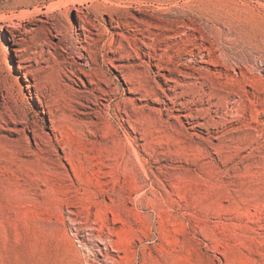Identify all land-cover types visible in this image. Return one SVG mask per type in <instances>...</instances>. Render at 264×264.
Instances as JSON below:
<instances>
[{
	"label": "rangeland",
	"instance_id": "rangeland-1",
	"mask_svg": "<svg viewBox=\"0 0 264 264\" xmlns=\"http://www.w3.org/2000/svg\"><path fill=\"white\" fill-rule=\"evenodd\" d=\"M0 264H264V0H0Z\"/></svg>",
	"mask_w": 264,
	"mask_h": 264
}]
</instances>
